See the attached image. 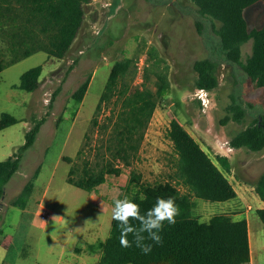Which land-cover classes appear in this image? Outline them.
Segmentation results:
<instances>
[{
    "label": "rangeland",
    "instance_id": "1",
    "mask_svg": "<svg viewBox=\"0 0 264 264\" xmlns=\"http://www.w3.org/2000/svg\"><path fill=\"white\" fill-rule=\"evenodd\" d=\"M85 10L87 18L78 38L63 60L45 67L37 90L29 92L18 86L24 72L44 65L46 52L7 65L0 73V118L8 113L19 120L0 131V162L25 143L32 116H47L35 145L25 154L20 170L6 186L0 229L13 237V243L9 249L0 246L2 264H98L102 244L111 233L114 201L132 171L141 175L144 184L171 181L186 191L172 178L177 162L169 138L173 118L189 129L216 161L220 155L219 141H231L264 114V88H254L243 67L227 61L220 38L208 26V20L200 16L192 0H92ZM245 18L250 29L261 28L264 3L247 8ZM201 19L206 23L202 32L197 26ZM252 45L251 40L243 46V62L251 54ZM152 46L170 65L172 87L160 100L132 165L120 164L121 175L108 176L92 192L70 184L72 167L77 168L79 177L86 163L93 166L98 160L97 153L105 150L109 134L103 130L115 110V99L104 103L98 114L96 109L113 65L123 58L136 62ZM0 52L8 62L13 57L2 34ZM204 59L217 63L219 80V86L209 91L211 104L206 111L195 96L198 89L194 88L197 78L194 65ZM148 63L149 68V59ZM89 78L90 86L83 101L75 100L73 94ZM134 80L131 69L126 82L134 85ZM149 86L155 89L152 83ZM233 103L245 109V118L242 122L231 119L224 123L229 114L227 108ZM228 154L232 170L226 176L237 189L247 188L246 199L214 202L193 197V216L202 222L218 214L246 219L252 252L249 264H264V224L257 214L261 203L252 188L264 172V150L241 148ZM38 168L27 207L12 205ZM43 208L57 218L44 220L40 217Z\"/></svg>",
    "mask_w": 264,
    "mask_h": 264
},
{
    "label": "trees",
    "instance_id": "2",
    "mask_svg": "<svg viewBox=\"0 0 264 264\" xmlns=\"http://www.w3.org/2000/svg\"><path fill=\"white\" fill-rule=\"evenodd\" d=\"M92 0H0V34L7 40L13 53L8 62L0 52V73L7 65L16 63L37 52H46L44 65L33 67L21 76L19 88L34 92L46 66L63 60L78 38L87 18L85 7ZM198 13L208 20L220 38L221 47L229 63L240 65L256 89L264 88V25L250 29L245 10L264 0H192ZM218 23V27H217ZM199 30L206 27L198 20ZM253 41L252 52L246 62L242 61L243 46ZM150 67L142 84L126 82L134 67L133 58L118 60L112 67L108 83L96 109L98 114L104 103L115 99V110L108 118L104 132L108 140L104 151L97 153V161L88 165L76 177L74 166L68 182L80 189L92 192L107 181L108 176L119 177L120 164L131 166L137 156L145 133L157 110L160 100L170 92V65L152 46L148 49ZM197 78L195 89L212 91L219 86L217 63L212 59L199 60L194 65ZM87 79L73 94L82 102L90 86ZM152 83L155 89L149 84ZM54 93L50 106L57 95ZM223 122L233 119L242 122L245 109L237 103L228 106ZM32 126L26 134L25 143L7 160L0 162V212L7 184L20 170L23 157L33 148L47 116H32ZM19 120L4 113L0 118V131L15 125ZM93 124H97L94 118ZM169 138L177 155L173 181L182 185L183 192L171 181L144 184L141 175L132 171L129 181L117 199L125 196L138 203L141 212L150 209L158 196L174 197L180 208L175 225L165 224L161 233L163 243H152L148 255L133 246L122 248L119 244L118 222L112 221L110 236L102 244V256L98 264H249L252 260L249 224L246 219L235 220L229 214H218L202 222L193 216V197L208 201L225 202L238 198V193L226 173L232 170L228 157L217 155L216 161L176 118L170 122ZM231 144L235 149L247 148L253 152L264 150V114L259 115L244 130L238 132ZM68 159L72 162V159ZM39 168L23 190L14 198L12 205L25 209L32 196L34 179ZM255 192L264 202V172L254 184ZM116 199V200H117ZM264 224V207L257 210ZM134 224L136 222H133ZM132 241L133 237H128ZM13 237L0 229V246L11 248ZM2 264V263H0Z\"/></svg>",
    "mask_w": 264,
    "mask_h": 264
},
{
    "label": "clouds",
    "instance_id": "3",
    "mask_svg": "<svg viewBox=\"0 0 264 264\" xmlns=\"http://www.w3.org/2000/svg\"><path fill=\"white\" fill-rule=\"evenodd\" d=\"M180 211L175 198L171 196H158L154 205L144 213L141 212L140 205L127 196L115 200L112 219L118 222L120 246L127 249L134 243L142 254L148 255L152 251V243L148 241L162 244L161 233L165 224L175 225ZM56 218L57 216H53L52 219ZM130 235L133 237L132 241L128 239Z\"/></svg>",
    "mask_w": 264,
    "mask_h": 264
},
{
    "label": "built area",
    "instance_id": "4",
    "mask_svg": "<svg viewBox=\"0 0 264 264\" xmlns=\"http://www.w3.org/2000/svg\"><path fill=\"white\" fill-rule=\"evenodd\" d=\"M148 66H149L148 53H144L135 62V65L132 69L134 70V73H135L134 82L136 85L142 84L144 82L145 73L147 71ZM195 96L200 100L203 110L206 111L210 107V104H211L209 91L203 88L198 89ZM218 146H219L218 151L220 155L225 156V157L229 155L228 152H232L235 150V148L231 144V141L229 140L219 141ZM40 217H42L44 220H47V219H51L53 217V214L47 209L43 208L40 211Z\"/></svg>",
    "mask_w": 264,
    "mask_h": 264
},
{
    "label": "crops",
    "instance_id": "5",
    "mask_svg": "<svg viewBox=\"0 0 264 264\" xmlns=\"http://www.w3.org/2000/svg\"><path fill=\"white\" fill-rule=\"evenodd\" d=\"M187 129V128H186ZM190 133H191V135L199 142V143H201L193 134H192V132L189 130V129H187ZM201 145V144H200ZM256 182V181H255ZM255 182L252 184V188H253V190L255 191V186H254V184H255ZM234 186V185H233ZM235 187V186H234ZM240 188V190L239 189H237L236 187H235V189H236V191H237V193H238V199H240V200H245L246 199V195H248V193H247V188L246 187H244V186H240L239 187ZM256 198H257V200L258 201H260V203H261V208H263L264 207V202L258 197V195L256 194ZM249 224V223H248ZM249 234H250V228H249Z\"/></svg>",
    "mask_w": 264,
    "mask_h": 264
}]
</instances>
